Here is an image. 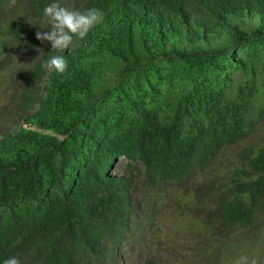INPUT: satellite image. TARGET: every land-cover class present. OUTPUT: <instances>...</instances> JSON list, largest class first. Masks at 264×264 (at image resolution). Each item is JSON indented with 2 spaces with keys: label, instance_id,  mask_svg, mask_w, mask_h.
Instances as JSON below:
<instances>
[{
  "label": "trees",
  "instance_id": "trees-1",
  "mask_svg": "<svg viewBox=\"0 0 264 264\" xmlns=\"http://www.w3.org/2000/svg\"><path fill=\"white\" fill-rule=\"evenodd\" d=\"M51 2L0 0V70L21 81L11 100L22 120L0 133V264H117L151 249L153 189L264 130V0H59L103 13L63 52L36 39L51 30ZM55 55L65 74L43 67ZM219 182L203 185L218 191L206 210L264 235V143L242 147ZM216 226H200L214 250Z\"/></svg>",
  "mask_w": 264,
  "mask_h": 264
},
{
  "label": "rangeland",
  "instance_id": "rangeland-1",
  "mask_svg": "<svg viewBox=\"0 0 264 264\" xmlns=\"http://www.w3.org/2000/svg\"><path fill=\"white\" fill-rule=\"evenodd\" d=\"M11 5L16 6L15 3H11ZM6 44L5 46H7ZM5 53L6 49L4 50L0 46V64L1 60L5 58ZM19 82H21L19 77L11 78L0 70V133L13 130L22 123L21 118L14 114L16 105L11 100L17 92ZM263 143L264 130L257 129L249 137L227 147L210 167L196 171L191 175V178L153 189L151 193L156 195L158 206L155 215L156 226L151 228L154 234L151 236V249L143 251L142 256H140V252L138 253L139 249H136L126 254L124 259L121 253L117 264H144L147 253L152 251L162 256L163 259L182 261L184 264H235V261L241 257H247L248 264H252V261H255V264H264L263 224L256 222V227L253 224L249 228V232L241 233L224 227L214 211L206 210L209 209L207 208L209 206L205 200L212 204L218 191L205 192V187H203L209 183H215V188L221 187L217 185L218 182L228 177L232 166L237 163L238 153L242 147ZM124 164V161L119 160L115 172L121 173L124 170ZM191 191L195 193V197L187 199L186 195H189ZM132 197L134 203L137 201V204L132 203V206L136 207L135 213L141 215L143 206L138 202L142 199V191L134 192ZM199 206L204 207V210H201ZM201 221L212 222V225L215 226L219 222V228L217 224L218 229L216 228L217 232H215V235H218L216 244L220 243L217 249H211L213 247L207 244L203 235H200ZM244 238L245 241H243Z\"/></svg>",
  "mask_w": 264,
  "mask_h": 264
},
{
  "label": "clouds",
  "instance_id": "clouds-1",
  "mask_svg": "<svg viewBox=\"0 0 264 264\" xmlns=\"http://www.w3.org/2000/svg\"><path fill=\"white\" fill-rule=\"evenodd\" d=\"M43 16L50 32H36V39L48 41L51 48L63 52L74 43V38L84 39L96 24L102 21L103 13L98 8H88L83 11L62 5L59 0H53L43 9ZM48 70H55L59 74L68 71V62L61 55H55L43 65ZM25 125V124H23ZM3 264H20L16 257H9ZM235 264H248L247 257H241ZM255 264V261H252Z\"/></svg>",
  "mask_w": 264,
  "mask_h": 264
}]
</instances>
